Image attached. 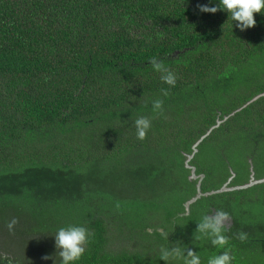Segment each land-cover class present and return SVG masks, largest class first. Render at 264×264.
I'll list each match as a JSON object with an SVG mask.
<instances>
[{
  "label": "trees",
  "instance_id": "trees-1",
  "mask_svg": "<svg viewBox=\"0 0 264 264\" xmlns=\"http://www.w3.org/2000/svg\"><path fill=\"white\" fill-rule=\"evenodd\" d=\"M218 3L0 0V264H53L46 254L59 264L46 241L69 225L93 234L73 264H183L160 259L161 247L184 257L193 249L207 264L224 249L197 226L217 210L230 215L232 264H264V183L185 208L199 181L186 166L193 145L264 92V13L241 31L227 12L197 7ZM154 57L175 74L174 87ZM156 99L162 114L152 110ZM141 116L151 120L143 141ZM90 127L98 133L84 132ZM250 157L262 178L264 96L215 128L189 164L209 192L232 171L229 186L248 183ZM12 217L19 242L5 243Z\"/></svg>",
  "mask_w": 264,
  "mask_h": 264
},
{
  "label": "clouds",
  "instance_id": "clouds-1",
  "mask_svg": "<svg viewBox=\"0 0 264 264\" xmlns=\"http://www.w3.org/2000/svg\"><path fill=\"white\" fill-rule=\"evenodd\" d=\"M201 13H212L223 10L228 13L232 21L236 22V27L241 31L255 27L256 20L254 14L264 13V0H219L217 6L209 7L208 5H197ZM149 63L152 68L160 72L161 80L174 87L176 84V76L164 66L162 60L155 57ZM167 96V91L163 92ZM162 99H156L152 102V110L155 113L162 114L163 111ZM137 139L143 141L146 138L147 131L151 127V120L148 117H138L135 121ZM230 221L229 213L223 210H217L215 215H204L201 222L197 226L199 234L208 235L211 237V244L217 249H224L219 254L210 256L207 259V264H232L234 256L231 254V248L226 247L229 244V237L225 235L228 230ZM19 223L18 218L12 217L6 227L10 233L14 232L15 226ZM160 235L167 239L168 233L163 229H159ZM93 234L84 226L69 225L61 227L54 235L55 248L57 249L56 256L59 257V264H73L78 261L86 250V245ZM237 239L245 242L248 239V234L240 231L237 233ZM196 239H201V235H197ZM170 258H182L183 264H202L201 256L193 249L187 250V256L184 257L183 250L179 247L171 248L170 250L164 247L160 249V259L169 261ZM43 260H53V264H57V259L53 255H44ZM11 264V262H9Z\"/></svg>",
  "mask_w": 264,
  "mask_h": 264
},
{
  "label": "water",
  "instance_id": "water-1",
  "mask_svg": "<svg viewBox=\"0 0 264 264\" xmlns=\"http://www.w3.org/2000/svg\"><path fill=\"white\" fill-rule=\"evenodd\" d=\"M264 96V92L257 94L256 96H254L253 98H251L249 101H247L244 105H242L241 107L237 108L234 112H232L229 115H226L223 119H217V123L215 125H213L207 132L206 134H204L194 145H193V153L188 155V158L186 160V166L191 168V179H199L198 183H197V193L196 195L191 198L190 200H188L185 203V208L187 213L190 210V206L191 204H193L194 202H196L199 198H201L202 196H209V195H213V194H217V193H222V192H226V191H231V190H239V189H246L249 187H252L254 185L257 184H262L264 183V177L257 179L255 177L254 172H251L250 175V180L248 183L243 184V185H237V186H229L231 180L234 178L235 173L232 171V176L229 178V180L220 188L217 190H212L209 192H203L201 190V182L202 179L204 177V175H197L196 174V168L195 166H191L189 164V162L191 161V159L194 157V155L198 152V146L200 145V143L207 137L210 135V133L217 128L221 123H223L225 120L229 119L232 115L236 114L238 111H241L242 109L246 108L247 106H249L251 103L255 102L256 100L260 99L261 97Z\"/></svg>",
  "mask_w": 264,
  "mask_h": 264
},
{
  "label": "rangeland",
  "instance_id": "rangeland-1",
  "mask_svg": "<svg viewBox=\"0 0 264 264\" xmlns=\"http://www.w3.org/2000/svg\"><path fill=\"white\" fill-rule=\"evenodd\" d=\"M251 91V86H249V87H246L245 88V93H247V92H250ZM232 98H233V96H232ZM231 98V99H232ZM230 99V101L232 102V100ZM90 128H94V129H90ZM89 129H88V131L86 130V131H84V132H88V133H98V127H90ZM80 134L81 133H79L78 134V136H77V139L79 140V141H81L82 143L84 142V140L82 139V138H80ZM74 137V136H73ZM226 138H224V140H225ZM234 150H231V152H233ZM230 152V153H231ZM249 164H250V171L251 172H254V174L256 175V171H255V169H254V163H253V159L250 157L249 159ZM258 175L261 177H263V175H264V170H261V171H259L258 172ZM229 224H230V221H229ZM15 233L16 232H13V233H10L9 231H7L6 233H1L3 236H6V242L5 243H15V242H19L18 240H17V238L15 237ZM46 242H48V244H47V246L48 247H55V240H52V241H46Z\"/></svg>",
  "mask_w": 264,
  "mask_h": 264
}]
</instances>
